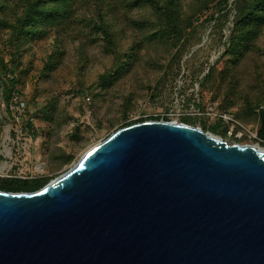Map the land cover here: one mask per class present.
<instances>
[{"label":"water","instance_id":"obj_1","mask_svg":"<svg viewBox=\"0 0 264 264\" xmlns=\"http://www.w3.org/2000/svg\"><path fill=\"white\" fill-rule=\"evenodd\" d=\"M0 264H264V147L119 127L41 188L0 190Z\"/></svg>","mask_w":264,"mask_h":264},{"label":"trees","instance_id":"obj_2","mask_svg":"<svg viewBox=\"0 0 264 264\" xmlns=\"http://www.w3.org/2000/svg\"><path fill=\"white\" fill-rule=\"evenodd\" d=\"M204 13L208 14L200 21ZM228 21H231V26L223 41V30ZM206 23H213L211 32L220 35L219 40L224 47L207 72L205 62L194 66L199 49L184 60L192 46L202 42V29ZM5 32L8 36L3 40ZM51 35H54V51L45 64L46 70L50 71L59 62L57 54L62 52L59 44L68 40L78 41L80 62L86 64L89 60L87 45L102 42L104 51L113 54L114 58L112 67L99 76L98 83L105 89L134 67L142 50L147 53L154 51L156 58L153 59L165 69L166 78L170 72L180 73L182 63H186L190 75L202 89L215 90L213 99L220 93L224 94L220 111L229 112L234 108L233 115L242 123H260L259 143L264 145V0H0V39L8 44L7 52L10 54V59L6 60L0 50L1 98L7 110H10L13 95H21L20 86L25 85L31 68L30 62L27 65L21 62V53L30 43ZM127 37L131 41L125 46L122 41ZM246 58L252 63V87L259 89L252 94L246 90L242 92L241 87L240 67ZM240 99L243 104L238 107L236 104ZM197 106L204 109L202 104ZM34 116L47 126L45 131L49 136L71 118L59 111L55 96L46 98ZM197 118L183 115L181 121L197 126ZM148 119L170 120L167 114L163 117L157 115L128 122L121 127ZM219 120L208 125L202 119L201 127L225 136L227 124L222 118ZM104 123L107 124L103 119L97 120L99 130L105 127ZM109 125L113 126V123ZM26 127L32 133L36 131L32 118L27 119ZM246 139H249L247 135L238 141ZM47 155L51 169L71 164L76 159L74 153L63 147L48 148ZM51 179L52 176L48 175L0 176V190L33 191Z\"/></svg>","mask_w":264,"mask_h":264},{"label":"rangeland","instance_id":"obj_3","mask_svg":"<svg viewBox=\"0 0 264 264\" xmlns=\"http://www.w3.org/2000/svg\"><path fill=\"white\" fill-rule=\"evenodd\" d=\"M207 14L204 13L200 21ZM211 25L208 23L204 25L202 42L193 45L184 57V60L189 58L193 51L199 49L194 66L205 62V72L219 58L224 48L219 40L220 35L211 32ZM230 26L231 21H228L223 30V41L226 40ZM7 36L5 32L3 40ZM3 40L0 39V50L8 60L10 59V54L7 52L8 44H5ZM130 41L131 38L127 37L123 38L122 43L127 46ZM101 43L87 45L89 60L86 64L80 62L78 41L68 40L59 44L62 52L57 54L59 62L52 71L46 70L45 64L54 51V35L46 39H37L26 46L20 60L23 65L30 62L31 68L25 78V85L20 86L21 95L19 96L25 101V109L20 115L13 113L11 109L7 110V105L1 98L0 87L1 177L48 175L53 179L67 171L89 147L128 122L157 115L163 117L166 114L171 121L180 122L183 115H191L198 117L197 126L201 127L202 119L208 125H212L220 117L223 118L220 116L223 114L236 118L233 115L234 108H231L229 112L219 110L224 94L220 93L218 98L213 99L215 90L202 89L199 82L190 75L186 63H182L180 73L170 72L166 78L165 69H162L156 63L157 60L153 59V57L156 58L153 55L154 51L147 53L146 50H142L140 60L131 70L125 71L112 86L103 88L98 83L99 76L112 67L114 58L113 54L104 51ZM202 76L203 73L200 78ZM240 76L242 92L243 90L250 94L258 92V87H252L254 79L249 58L243 60ZM53 96L58 98L59 111L71 118L62 125L60 130L49 136L45 131L47 126L41 119L34 116V113L46 98ZM198 103L204 105V109L197 106ZM242 104L240 99L236 105L239 107ZM29 118L35 122L34 133L26 127V121ZM98 119L107 122L103 124L105 127L102 130L98 128ZM218 122L221 124L220 120ZM110 123H113V126H110ZM245 125L251 128V137L256 133L258 135L259 122L253 121ZM75 134L78 135L77 138L73 137ZM222 137L229 143L239 142L237 138L229 136L227 130L226 135ZM254 140L249 138L239 143L257 144ZM260 146L264 147L261 144ZM55 147H63L66 151L74 153L76 159L71 164L51 169L47 149Z\"/></svg>","mask_w":264,"mask_h":264},{"label":"built area","instance_id":"obj_4","mask_svg":"<svg viewBox=\"0 0 264 264\" xmlns=\"http://www.w3.org/2000/svg\"><path fill=\"white\" fill-rule=\"evenodd\" d=\"M9 106L13 113L20 115L25 109V101L20 98L19 94H14ZM220 116H223V121H225V124H227V133L229 136L241 139L243 136L247 135L249 138L258 139L257 145H260V138L258 137L257 133L251 137L252 130L251 128L247 127V125L230 115L223 114Z\"/></svg>","mask_w":264,"mask_h":264}]
</instances>
